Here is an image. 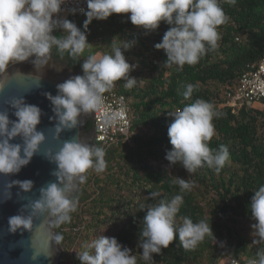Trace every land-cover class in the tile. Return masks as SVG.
<instances>
[{"label": "clouds", "instance_id": "obj_1", "mask_svg": "<svg viewBox=\"0 0 264 264\" xmlns=\"http://www.w3.org/2000/svg\"><path fill=\"white\" fill-rule=\"evenodd\" d=\"M230 2L235 3V0ZM64 4L65 0H0V74L7 72L9 65L29 59L34 66L43 65L46 68L54 48L61 55L67 52L73 58L81 56L91 45L88 42L89 26L94 20L106 21L114 14L128 15L134 26L148 33L157 31L161 23L169 25L155 48L166 54L164 67L175 65L182 69L186 64H197L207 51L217 47L220 39L218 28L228 20L219 0H86V9H73L71 12L75 15L79 11L86 17L82 30L67 16L60 15ZM57 30L65 35H55ZM136 43L126 40L117 43L113 38L111 53L102 56L89 54L81 63L82 75L59 83L55 96L45 93L54 113L50 117L54 128L50 130L53 138L62 142L58 151L44 148L48 143V135L38 130L43 114L38 106L27 103L23 95L3 101V107H0V177L19 174L37 154L56 165L52 173L56 182L42 187L38 199L21 197L28 202L21 214L9 218V231L12 233L29 231L33 217L37 215L54 218L57 225L70 221L71 213L76 211L78 204L72 195L77 182H83L89 169L97 173L105 170L103 148L83 143L78 137L61 141V136L66 130L77 128L83 114L100 109L103 94L117 81H124L123 86L128 89L142 81L131 75L138 65L129 63L125 55ZM7 83L6 77L0 75V95ZM196 87L193 84L186 86L183 93L185 99L192 97ZM237 88L229 90L234 94ZM228 91L226 89L224 94V100L228 99L224 104L230 100ZM241 102L234 106L245 104ZM259 104L257 102L252 106L257 107ZM10 110L15 120L10 119ZM168 114L172 118L168 126L172 148L166 152L165 159L170 166L182 165L191 174L207 165L219 173L229 162L230 154L225 146L218 150L209 147L208 142L215 135L213 120L220 116L214 106L205 100L196 99ZM17 138L22 143L12 142ZM174 183L179 185L181 192L190 191L193 187L191 181L180 177H176ZM14 186L24 193H30L33 181L13 180L4 185L9 190ZM253 193L249 206L251 218L255 221L251 225L252 235L264 242V186ZM159 195V192L150 194L152 198ZM10 197L11 192L7 198ZM182 203L183 196L176 195L171 200L161 199L144 211L138 248L142 249L140 256L146 264L153 260V254H160L177 237L185 248H194L206 235H214L212 225L204 220L194 223L190 217H182V223L177 224ZM60 239V236L55 237L57 242ZM77 258L81 264H138L137 254H133L115 237L105 235L83 245ZM248 264H264V248L258 250L256 258L250 259Z\"/></svg>", "mask_w": 264, "mask_h": 264}, {"label": "trees", "instance_id": "obj_2", "mask_svg": "<svg viewBox=\"0 0 264 264\" xmlns=\"http://www.w3.org/2000/svg\"><path fill=\"white\" fill-rule=\"evenodd\" d=\"M219 2L228 20L218 28L217 47L195 65L164 67L166 54L155 44L170 26L161 23L157 31L148 33L134 26L128 15L93 21L88 42L96 41L94 50H89L90 45L77 58L65 52L69 66L82 72L81 63L89 54L111 53L113 38L117 43L137 41L125 55L129 63L138 65L131 75L142 81L128 89L121 80L111 88L124 95L130 107L132 143L106 148L96 144L104 149L105 170L97 173L89 169L85 174L73 196L78 204L70 221L57 225L52 220L56 235L61 237L62 264H81L77 253L101 235L115 237L137 254L138 264H146L138 248L144 211L176 195L183 196L177 224L182 223V217H190L194 223L204 220L212 225L214 235H206L194 248H185L177 237L147 264H220L231 257L244 262L256 258L257 251L264 248V242L252 235L255 221L249 209L253 192L264 186V99L257 107L234 106L239 101L224 104L226 89L239 86L249 65L264 58V0ZM84 17L75 14L68 19L83 30ZM55 35L63 37L65 33L57 30ZM188 84L197 87L192 97L185 99ZM196 99L211 103L220 113L213 120L215 135L208 142L213 150L228 148L230 160L219 173L205 165L190 174L182 165L170 166L165 159L172 148L168 113ZM91 127L89 122L88 130ZM176 177L191 181V190L181 192L174 183ZM152 192L160 195L152 198Z\"/></svg>", "mask_w": 264, "mask_h": 264}, {"label": "water", "instance_id": "obj_3", "mask_svg": "<svg viewBox=\"0 0 264 264\" xmlns=\"http://www.w3.org/2000/svg\"><path fill=\"white\" fill-rule=\"evenodd\" d=\"M0 75L6 77L8 81L3 94L0 95V107H3L4 100L21 95L27 103L38 106L43 113L38 130L45 131L48 135V143L44 148L53 152L58 151L62 142L54 139L53 132L50 130L54 128V122L50 120L54 113L45 93L57 95L56 86L75 75H82L81 70L56 60L51 53L49 66L46 68L43 65L34 66L29 59L9 65L7 72ZM10 119H16L11 114V110ZM91 120H93V112L83 114L78 127L66 130L61 136V141L78 137L81 142L96 146L94 131L87 128ZM12 142L22 143V140L17 138ZM55 170V163L37 154L19 174L7 178L0 177V264H62L63 254L59 242L55 240L57 235L52 227L53 218H48L46 215L34 216L33 225L29 231L20 230L12 233L8 225L9 218L21 214L28 202L21 197L38 199L42 187L50 182H56V177L52 175ZM13 180L33 181L32 191L24 193L18 186H14L11 190L4 187L6 182ZM80 185L81 182H77L73 196L78 192ZM10 192L11 197L7 198ZM51 253H53L51 256L45 255Z\"/></svg>", "mask_w": 264, "mask_h": 264}, {"label": "built area", "instance_id": "obj_4", "mask_svg": "<svg viewBox=\"0 0 264 264\" xmlns=\"http://www.w3.org/2000/svg\"><path fill=\"white\" fill-rule=\"evenodd\" d=\"M87 8L86 0H65L60 15L66 14L67 18L73 9ZM76 15L84 16L77 11ZM228 91L230 100L242 101L246 106H252L264 99V59L260 63H252L248 70L242 75L240 85L236 92ZM102 107L93 112L94 141L102 147H110L120 142L132 143L130 137L131 119L130 107L124 95L110 89L103 94ZM241 106V104H240ZM248 261H241L235 257L228 258L226 264H248Z\"/></svg>", "mask_w": 264, "mask_h": 264}, {"label": "flooded vegetation", "instance_id": "obj_5", "mask_svg": "<svg viewBox=\"0 0 264 264\" xmlns=\"http://www.w3.org/2000/svg\"><path fill=\"white\" fill-rule=\"evenodd\" d=\"M52 55H53V57L56 59V60H58V61H60V62H63V63H65V64H67V65H69V58H68V56L66 55V53H63L62 55L54 48L53 50H52ZM91 124H92V127H91V131H94V126H93V121L91 120V122H90Z\"/></svg>", "mask_w": 264, "mask_h": 264}, {"label": "rangeland", "instance_id": "obj_6", "mask_svg": "<svg viewBox=\"0 0 264 264\" xmlns=\"http://www.w3.org/2000/svg\"><path fill=\"white\" fill-rule=\"evenodd\" d=\"M63 16H66V14H63ZM85 19H86V17L81 18V20H82L83 22H84ZM94 26H96L95 23H94ZM94 45H96V41H94V42L91 43V48H90L89 50H94ZM103 54H104V53H99L98 55H99V56H102ZM227 260H228V259H226V260H222L220 264H226V263H227Z\"/></svg>", "mask_w": 264, "mask_h": 264}]
</instances>
